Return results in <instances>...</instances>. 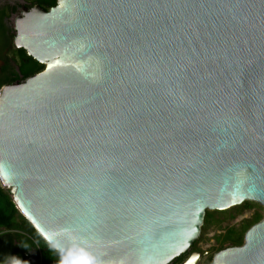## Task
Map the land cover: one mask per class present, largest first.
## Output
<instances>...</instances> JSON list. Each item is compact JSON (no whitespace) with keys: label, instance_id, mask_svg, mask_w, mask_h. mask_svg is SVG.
<instances>
[{"label":"water","instance_id":"water-1","mask_svg":"<svg viewBox=\"0 0 264 264\" xmlns=\"http://www.w3.org/2000/svg\"><path fill=\"white\" fill-rule=\"evenodd\" d=\"M13 44L44 65L0 95V184L76 264H167L207 210L263 217L212 264H264V0H56Z\"/></svg>","mask_w":264,"mask_h":264},{"label":"trees","instance_id":"trees-1","mask_svg":"<svg viewBox=\"0 0 264 264\" xmlns=\"http://www.w3.org/2000/svg\"><path fill=\"white\" fill-rule=\"evenodd\" d=\"M23 2L24 7L39 5L45 10L56 4V0H23ZM16 11L17 5H10L0 0V53L5 51V56L1 55L3 66L0 73V88L5 84L24 80L44 68L43 64L29 56L23 48H17L13 44L14 28L9 18ZM252 208L255 209L252 214L244 216L245 212ZM262 217L263 208L251 201H243L225 210H207L201 234L193 245L197 246L198 242L213 239L210 246L215 252L225 248V245L239 246L243 243L246 230ZM210 229L219 231L210 237L206 235ZM34 247L57 253L16 208L9 189L0 184V264L12 258L17 259L20 264H25L26 254Z\"/></svg>","mask_w":264,"mask_h":264},{"label":"flooded vegetation","instance_id":"flooded-vegetation-1","mask_svg":"<svg viewBox=\"0 0 264 264\" xmlns=\"http://www.w3.org/2000/svg\"><path fill=\"white\" fill-rule=\"evenodd\" d=\"M16 13L17 15L19 14V12H15L9 19L14 17L13 15ZM1 55L4 57L5 51L0 53V73L3 66ZM200 243L201 242H198L197 246L192 244L185 252L175 257L167 264H212L213 254L218 251H213L211 246L203 247ZM226 247L227 245H225V248ZM57 253L34 247L26 254L25 264H76L58 251Z\"/></svg>","mask_w":264,"mask_h":264},{"label":"rangeland","instance_id":"rangeland-1","mask_svg":"<svg viewBox=\"0 0 264 264\" xmlns=\"http://www.w3.org/2000/svg\"><path fill=\"white\" fill-rule=\"evenodd\" d=\"M2 2H5V3H9L10 5H17V11L16 12H21V7L22 6H24V2H23V0H2ZM17 15V13L16 14H14L13 16L15 17ZM14 17H12L11 19H10V24H11V26L13 27V18ZM255 209L254 208H252V209H250V210H248V211H246L245 212V215L244 216H249V215H251L252 214V212L254 211ZM237 221V220H236ZM219 230H214V229H210V230H208V232H206V235H208V236H212V235H216L217 234V232H218ZM201 234V233H200ZM213 243V239H209L208 241H204V242H201L200 244L203 246V247H207V246H210L211 244ZM214 251V250H213ZM5 264H16V261L15 260H10V261H8L7 263H5Z\"/></svg>","mask_w":264,"mask_h":264},{"label":"crops","instance_id":"crops-1","mask_svg":"<svg viewBox=\"0 0 264 264\" xmlns=\"http://www.w3.org/2000/svg\"><path fill=\"white\" fill-rule=\"evenodd\" d=\"M10 260H15V261H16V264H20V263L18 262V260L15 259V258H12V259H10ZM10 260H8V261H10ZM8 261L4 262V264L7 263Z\"/></svg>","mask_w":264,"mask_h":264},{"label":"built area","instance_id":"built-area-1","mask_svg":"<svg viewBox=\"0 0 264 264\" xmlns=\"http://www.w3.org/2000/svg\"><path fill=\"white\" fill-rule=\"evenodd\" d=\"M0 95H1V90H0Z\"/></svg>","mask_w":264,"mask_h":264}]
</instances>
